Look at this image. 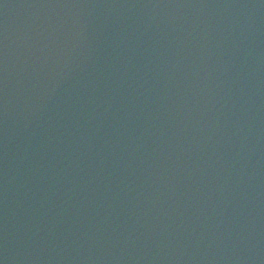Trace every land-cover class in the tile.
I'll list each match as a JSON object with an SVG mask.
<instances>
[{
  "label": "water",
  "instance_id": "water-1",
  "mask_svg": "<svg viewBox=\"0 0 264 264\" xmlns=\"http://www.w3.org/2000/svg\"><path fill=\"white\" fill-rule=\"evenodd\" d=\"M66 264H264V0H74Z\"/></svg>",
  "mask_w": 264,
  "mask_h": 264
}]
</instances>
